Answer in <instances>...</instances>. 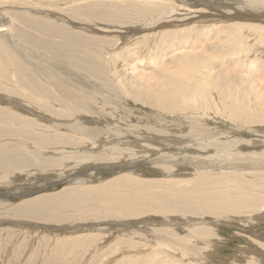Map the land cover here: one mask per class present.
Segmentation results:
<instances>
[{
  "label": "rangeland",
  "instance_id": "1",
  "mask_svg": "<svg viewBox=\"0 0 264 264\" xmlns=\"http://www.w3.org/2000/svg\"><path fill=\"white\" fill-rule=\"evenodd\" d=\"M0 13V264H264L263 172L239 185L219 167L264 159L250 129L264 123L247 117L264 0H0ZM38 72L78 96L59 104ZM206 144L228 149L193 169Z\"/></svg>",
  "mask_w": 264,
  "mask_h": 264
},
{
  "label": "bare ground",
  "instance_id": "2",
  "mask_svg": "<svg viewBox=\"0 0 264 264\" xmlns=\"http://www.w3.org/2000/svg\"><path fill=\"white\" fill-rule=\"evenodd\" d=\"M6 2H8V0H5ZM35 1V0H34ZM140 1V0H139ZM151 2H153V1H151ZM141 3V2H140ZM41 4V3H40ZM142 4H143V2H142ZM141 4V5H142ZM148 4V3H147ZM152 4V3H151ZM164 4H166V3H164ZM249 4V3H248ZM139 5V4H138ZM140 5V6H141ZM149 5H150V3H149ZM152 5H154V4H152ZM26 7V6H25ZM147 7V6H146ZM21 8V7H20ZM2 11V10H1ZM34 11H36V10H34ZM38 11V10H37ZM36 11V12H37ZM41 11V10H40ZM76 11V10H75ZM2 13H4L3 11H2ZM37 13H39L40 14V12H37ZM48 13V12H47ZM54 13V12H53ZM1 14V13H0ZM252 14V13H251ZM246 15V14H245ZM256 15V14H255ZM55 16V15H54ZM258 16V15H257ZM52 17H53V15H52ZM58 17V16H57ZM60 17V16H59ZM56 18V17H55ZM74 18H77L76 16L74 17ZM250 18V17H249ZM48 19V18H47ZM250 19H252L251 21H249V22H252L253 21V23L254 22H258V24H261L262 22H264V19H263V17H253V18H250ZM5 20V19H4ZM59 20H60V18H59ZM63 21V20H62ZM65 21V20H64ZM70 21V20H69ZM22 22V21H21ZM5 23V22H4ZM7 23V22H6ZM69 24V23H68ZM6 25V24H5ZM56 26V25H55ZM60 26V25H59ZM71 28H72V26H71ZM86 28V27H85ZM5 28L3 27V24H1L0 23V31H2V30H4ZM90 29V28H89ZM93 30V29H92ZM171 30V29H170ZM165 32V31H164ZM87 33V32H86ZM94 33H95V31H94ZM161 33H162V30H161ZM102 35V34H101ZM98 36V35H97ZM110 36V35H109ZM119 36V35H118ZM7 37H9V36H7ZM102 37V36H101ZM123 38V37H122ZM116 39V38H115ZM119 39V38H118ZM162 40V39H161ZM9 41V40H8ZM18 47V46H17ZM22 53V52H21ZM19 54V53H18ZM187 54H190V52L188 53L187 51H184L183 53H182V55H186V56H188ZM58 56V55H57ZM186 56H184V57H186ZM207 56V55H206ZM206 56H204V57H206ZM27 57H29V56H27ZM190 57V56H189ZM210 57V56H209ZM188 58V57H187ZM197 58V57H196ZM202 58V57H201ZM29 59V58H28ZM195 59V58H194ZM198 59V58H197ZM25 60V59H24ZM206 60V59H205ZM186 61V60H185ZM187 61H189V60H187ZM186 61V62H187ZM203 61V60H202ZM256 61V60H255ZM28 62V61H27ZM194 62H195V60H194ZM204 62H206V61H204ZM199 63V62H198ZM256 63V62H255ZM255 63H253V64H255ZM252 64V63H251ZM201 65V64H200ZM30 66V65H29ZM41 67V66H40ZM22 68V67H21ZM133 68H135V66L133 67ZM22 70V69H21ZM245 70V69H244ZM251 70V69H250ZM41 71V70H40ZM24 72V71H23ZM36 73V72H35ZM150 74V73H149ZM172 74V73H171ZM175 74V73H174ZM252 74V73H251ZM250 74V75H251ZM152 74H150V76H151ZM170 75V74H169ZM248 76L247 78H253V77H251V76ZM143 76V75H142ZM145 76V75H144ZM153 77H154V74L152 75ZM173 76V75H172ZM201 76V75H200ZM246 76V75H245ZM256 76V75H255ZM254 76V77H255ZM23 77V76H22ZM38 77L41 79V80H43L44 82H48V83H50V86H51V88H54L55 90H56V92L61 96V99L59 100V101H57V102H59V104H61L62 105V102L63 103H66V105H69L68 103H70V101H74V99H75V97H77L78 95L76 94L77 92L75 91V90H73L72 88H70V86L68 85V80L63 76V75H54V74H52V73H46V72H38ZM257 77V76H256ZM249 78V79H250ZM3 79V78H2ZM22 79H24V77L22 78ZM155 80V79H154ZM242 80V79H241ZM162 81V80H161ZM240 82H242V81H240ZM247 82V81H246ZM157 83H158V80H157ZM159 83H160V81H159ZM153 84V83H152ZM156 83H154V85H155ZM230 84V83H229ZM244 84V83H243ZM256 83L254 82V84L253 85H255ZM33 85V84H32ZM258 85V84H257ZM238 86V85H237ZM248 86V85H247ZM210 87V86H209ZM208 89V88H207ZM240 89V88H239ZM247 89V88H246ZM256 89H257V94H256ZM49 90V89H48ZM242 90V89H241ZM245 90V89H244ZM253 90V89H252ZM251 91V90H250ZM254 91V90H253ZM55 92V93H56ZM79 93V92H78ZM81 93V92H80ZM83 93V92H82ZM251 93H252V91H251ZM81 95V94H80ZM252 95V94H251ZM58 96V95H57ZM6 97V96H5ZM35 97V96H34ZM83 98V97H82ZM85 98H86V96H85ZM84 98V99H85ZM190 98V97H189ZM81 99V98H80ZM4 100V99H3ZM57 100V99H56ZM77 101V100H76ZM81 101V100H80ZM83 101V100H82ZM253 101H254V104L252 105V108L251 109H253V111H250L249 113H252V116L251 117H249V116H247L248 117V120H249V122H256V124L257 123H264V89H262V88H260L259 87V85H258V87H256L255 88V95H254V97H253ZM9 102V101H8ZM19 102V101H18ZM252 103V102H251ZM18 104V103H17ZM250 104V103H249ZM14 105H15V103H14ZM19 105V104H18ZM51 105V104H50ZM60 105V106H61ZM65 105V104H64ZM237 106V105H236ZM18 107V106H17ZM69 107V106H68ZM249 107V106H248ZM61 109H63V106L62 107H60ZM258 111V112H257ZM248 113V114H249ZM50 118V117H49ZM258 126V125H257ZM191 127V126H190ZM194 127V126H193ZM256 127V126H255ZM250 128L251 130H253V131H261L262 133H264V127H262V128H260L261 127V125H260V127H258V128ZM114 130V129H113ZM250 130V131H251ZM201 139L199 140V141H203L204 139L206 140L207 139V136H205V135H203V137L201 136L200 137ZM263 139H264V137H263ZM195 140H197V139H195ZM194 140V141H195ZM163 141V140H162ZM178 141V140H177ZM193 141V140H192ZM187 142V141H186ZM209 142V141H208ZM208 142H206V143H208ZM180 143H181V141H180ZM200 143H202V142H200ZM224 145V144H223ZM223 145H221V144H219L218 146H211L210 148H209V146H208V144H206V145H203V146H200L199 148H196V149H199V153L198 154H196V156L198 157V156H200V157H204V156H206V158H200V157H198V158H196L195 159V157L193 158V159H195V163H193V169H194V166H195V168L198 166V168H200V169H202V168H209L210 166H211V164H209L208 163V160H212V159H214V160H217V158H214L216 155H217V152L216 151H218V153H225V151L224 150H227L228 148L227 147H223ZM229 146V145H228ZM219 147H221V149L222 148H224L221 152L219 151V150H221V149H218ZM225 148H227V149H225ZM186 149V148H185ZM215 150V151H214ZM4 151V150H3ZM31 151V150H30ZM214 152H216V153H214ZM221 154H220V156H221ZM229 154V153H228ZM260 154H262V152L260 153ZM219 156V155H218ZM223 156V155H222ZM234 155H231V154H229V155H227V158H229L228 160H227V158H224L223 160H225V164H223V165H221V166H219V167H221V168H224V169H229V171H233L235 174V176L237 177V182H238V184L240 185V184H248L249 182H250V180H251V177H252V173H254L252 170H254L255 172L256 171H260V172H263V175H264V159H262V158H260L259 159V161H252V162H250L249 164L248 163H242V162H237L238 160L237 159H235V157H233ZM263 158H264V155L262 156ZM9 158V157H8ZM207 158H210V159H207ZM14 159V158H13ZM191 159V158H190ZM192 160V159H191ZM76 161V160H75ZM211 162V161H210ZM217 162V161H216ZM212 164H214V162L212 163ZM211 167H216L215 165L214 166H211ZM219 169V168H218ZM195 170H197V169H195ZM221 170V169H220ZM252 171V172H248V171ZM245 172V173H244ZM170 173V172H169ZM232 173V172H231ZM164 174V173H163ZM255 174V173H254ZM245 175H248V176H246L245 177ZM125 176V175H124ZM123 179V178H122ZM127 179V178H126ZM128 180V179H127ZM126 180V181H127ZM129 181V180H128ZM263 181V180H262ZM4 182V181H3ZM116 182V181H115ZM123 184V183H122ZM121 186V185H120ZM123 186V185H122ZM170 186V185H169ZM110 188H111V186H110ZM124 188V187H123ZM177 188V187H176ZM70 192V191H69ZM72 192V191H71ZM75 192V191H74ZM249 192V191H248ZM257 192V191H256ZM74 196H75V194L74 193H72ZM130 195V194H129ZM78 196V195H77ZM252 198V197H251ZM49 199V198H48ZM193 201V200H192ZM69 202V201H68ZM75 202V201H74ZM82 202V201H81ZM264 206V205H263ZM67 212V211H66ZM212 214V213H211ZM264 214V213H263ZM257 263V262H256Z\"/></svg>",
  "mask_w": 264,
  "mask_h": 264
}]
</instances>
